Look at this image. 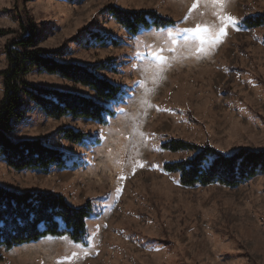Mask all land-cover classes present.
Here are the masks:
<instances>
[{
  "label": "rangeland",
  "instance_id": "obj_1",
  "mask_svg": "<svg viewBox=\"0 0 264 264\" xmlns=\"http://www.w3.org/2000/svg\"><path fill=\"white\" fill-rule=\"evenodd\" d=\"M111 8L173 20L175 27L166 29L177 41L174 51L160 29L126 32L109 15ZM229 15L239 30L229 26L206 54H197L198 40H184V29L207 25L218 31ZM257 17H264V0H0V31L7 32L0 37V71L7 65L6 46L32 32L37 47L58 62L89 67L111 61L115 71L98 75L124 92L108 103L115 115L106 125L46 117L24 97L23 116L9 139L42 140L63 151L67 165L17 171L0 156V186L59 195L74 208L91 201L93 212L87 245L60 237L9 250L0 246V264H264V173L233 188H186L162 167L196 152L161 148L176 140L226 156L264 150V25H242ZM91 32L113 41L94 42ZM160 49L167 63L158 66L150 53ZM24 80L94 97L38 70ZM64 128L87 136L71 143ZM73 252L78 258L65 260Z\"/></svg>",
  "mask_w": 264,
  "mask_h": 264
},
{
  "label": "trees",
  "instance_id": "obj_2",
  "mask_svg": "<svg viewBox=\"0 0 264 264\" xmlns=\"http://www.w3.org/2000/svg\"><path fill=\"white\" fill-rule=\"evenodd\" d=\"M30 1V0H27ZM109 15L126 32L135 35L140 28L162 29L174 26L170 18L160 17L154 11L127 13L111 8ZM246 28L264 25V17L248 18L242 21ZM7 32L0 31V37ZM90 39L107 44L113 39L97 32L89 33ZM31 32L24 38L12 41L5 48L6 68L0 71L2 97L0 99V156L11 169L46 171L51 167L65 168L68 157L56 148L49 147L38 139L12 142L8 135L13 130L14 121L23 116V99L28 98L36 108L49 118L61 119L70 116L106 125L115 115L108 103L123 96V88L98 72L115 71L111 61L98 66H81L62 63L49 57V52L37 47ZM57 56V55H56ZM33 70L57 76L75 85H81L94 97L68 91L36 86L24 78ZM63 138L71 143L82 142L87 134L71 128L61 130ZM161 148L170 152L195 151L189 159L166 163L162 169L166 173L178 174L181 186L219 185L226 188L237 187L264 173V150L240 149L230 156L217 152L211 147L200 148L183 141L169 140ZM194 157L201 160H216L215 167L203 164L197 167L189 163ZM93 212L91 201L74 208L59 195L37 192L18 193L0 186V246L6 250L34 244L44 239L67 237L74 244L87 245V220Z\"/></svg>",
  "mask_w": 264,
  "mask_h": 264
},
{
  "label": "snow or ice",
  "instance_id": "obj_3",
  "mask_svg": "<svg viewBox=\"0 0 264 264\" xmlns=\"http://www.w3.org/2000/svg\"><path fill=\"white\" fill-rule=\"evenodd\" d=\"M217 3H223V0H216ZM197 8V4L194 3L192 6V9H190V14L193 9ZM221 22L223 24L222 27L219 28L218 31H212V29L205 25H197L195 28L192 29H184L183 32L184 40L187 41H199V46L197 48V54L203 55L206 54V47H210L212 45L218 44L221 42V38L227 34V28L229 26H232L236 28V30H239V26L237 24L236 18L232 16H226L221 18ZM175 26H173L174 28ZM160 34L164 35L166 34L169 40L171 41L173 47L168 49L169 52H173L175 49V45L177 44L176 39L174 38V33L171 29L162 28L160 29ZM164 49H160L159 52H152L150 55L153 56V59L157 63V65H163L167 63V57H165ZM189 163L195 164L197 167L201 166V164L207 166V167H215L216 166V160H201L200 157H194L192 160L189 161ZM142 166V165H141ZM123 179V177H121ZM119 191V189H118ZM61 239H67V237H61ZM73 258H78V254L76 252H73L71 254V257H65V260H68L69 262ZM58 264H63V261H58Z\"/></svg>",
  "mask_w": 264,
  "mask_h": 264
}]
</instances>
